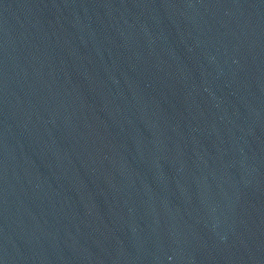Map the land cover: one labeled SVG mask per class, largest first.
<instances>
[{
	"label": "water",
	"instance_id": "obj_1",
	"mask_svg": "<svg viewBox=\"0 0 264 264\" xmlns=\"http://www.w3.org/2000/svg\"><path fill=\"white\" fill-rule=\"evenodd\" d=\"M0 264H264V0H0Z\"/></svg>",
	"mask_w": 264,
	"mask_h": 264
}]
</instances>
